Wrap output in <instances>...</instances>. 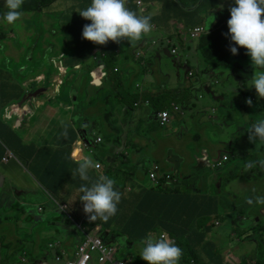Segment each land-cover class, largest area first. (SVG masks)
I'll return each instance as SVG.
<instances>
[{"label": "crops", "instance_id": "1", "mask_svg": "<svg viewBox=\"0 0 264 264\" xmlns=\"http://www.w3.org/2000/svg\"><path fill=\"white\" fill-rule=\"evenodd\" d=\"M29 1L32 3L37 2L36 0ZM136 1H141L145 12L147 14L151 13L154 19H156L155 24L159 29L154 38L160 37L161 40L166 39L171 32L160 28L162 27V23H160L161 17L156 14L162 7V4L159 2L160 0H130L132 10L138 9L135 4ZM220 1L222 3L221 6L223 5L221 7L223 11L222 21L224 18L225 28L227 29V20L230 18L228 9L230 6H233V0L230 5L226 4L227 0ZM50 3L54 8L62 7L61 0H50ZM5 11H7V8L0 1V15ZM25 15L28 14L23 13L19 21L27 27L28 20L25 19ZM215 18L220 17L216 16ZM167 20H169V17L165 18V21ZM73 21L77 23V30L71 32V42L79 39L80 43L85 42L88 46L84 57L80 58L84 59V61L78 63L82 64V76L79 87L75 83H72L67 88L68 91L66 90L64 95H61L64 81L63 76L59 73V66L66 68V72L70 69L65 67L64 62L51 57L42 62L41 67L37 70L40 72L38 75L27 76L26 78L22 76V73L27 72L28 69L25 68V63L17 58L22 57V52L30 48V46L27 45L25 39H18V26L7 24L0 19V96H5L3 92L15 95L21 94L24 90L25 93L20 102L13 106L16 111L15 116L9 113L12 108L5 110L4 118L0 122V207L6 202V194L11 193L13 200L8 202L6 207L17 210L21 214L22 221L10 224L30 226L28 234L30 241L27 242V249L37 256L36 260L29 261L27 259V252L23 250L18 260L20 264H59L54 261L53 251L48 250L47 247L44 255L38 257L41 237L44 235V232H38L37 227L51 225L50 221H54L57 225H62L66 241L64 243L60 242V244L62 250L68 256L72 257L77 246L90 234L103 238L107 243L115 245L118 248V252L119 249L127 252L126 255L121 256L117 252L115 256L117 261H119L120 257H123L126 261L129 259L134 260L135 256L140 255L143 247L141 242L149 233L154 236H158L157 233H166L168 236H171L175 234H187L191 228H198L197 222L199 217L196 200L200 199V190L194 197L195 202H192L187 196L183 197L180 194L181 190L178 188L166 190L160 186H153L149 180V176L136 175L131 164L139 165L140 171L146 172L142 169L141 161L137 163L132 161L131 153H128V159L120 160V145L126 144L131 150L135 148L134 139L139 136L135 127L136 122L143 121L150 124L151 121H156L161 126L157 118L159 112L153 108V105L156 104L147 105L146 102L152 97L160 95L162 91L168 92L166 87L160 82L162 81L160 75L154 74L149 69L153 64L155 70L158 71V64L161 63L162 56L165 54V48L159 40L154 42L152 38L144 39L139 44H130L134 50L135 58L136 55L147 58V62L143 65L135 61L138 64V67H136L134 64L129 63L124 56V46L121 47V51L118 52L116 50L114 53L93 52L96 47L92 45V42L84 40L81 35L84 24L79 22L75 17ZM61 23L64 25L65 19ZM25 31L27 32V28ZM213 35L214 33L208 37L211 38ZM20 41L24 43V46L18 44ZM201 48L202 46L199 45L190 53L196 64V70H191L187 66L186 72L193 74V71H195V75L217 78L206 84L201 82L199 78H195L193 80L196 81L194 88H204L203 92L207 93L209 97H232L237 92L234 85L231 84L232 78L238 83H243V90L246 93H250L251 95L256 94L255 89L251 87V77L257 69L252 66L250 57L246 54V49L243 48L241 52L233 55L229 51V47L224 46V49L220 48L219 53H216L219 59L224 61L228 59H244L238 73L233 71L230 77H225L222 74L223 69L221 68V64L212 55L210 59L206 56L203 59L197 54ZM11 49L22 52L13 53L10 51ZM7 51H10L14 57L7 56ZM47 54H49V49L45 47L44 51L38 53L37 56L42 60ZM54 61H56L57 67L56 74H52L49 71V66H47L51 65ZM112 65L118 67L122 72L131 68L132 74L130 77L139 78L148 71L143 78L153 80V86L148 87L142 80L129 84L126 87H122L117 83L112 84L111 75L114 74ZM99 71L105 73L104 79L100 81V84H92L91 80L93 76L91 73ZM71 76H74V74ZM35 77H43L42 81H38L35 84L39 86L47 85L48 89L44 96L28 104L30 102L29 93L34 90L31 89V85ZM57 81H61L62 85L57 86ZM81 85L88 89L84 106H80L79 104L78 89ZM211 85L220 88L215 90ZM94 89H96L95 92ZM115 89H119L125 97L134 98L135 100L132 104H128L129 111L126 118H124L126 121L125 125H121L120 123V126H117L118 124H114L116 125L114 128L108 125L107 128L110 130L98 131V133L104 135L105 140H103L97 135L98 133L93 132V122L101 119L107 124L111 115L117 112V103L111 101V98L117 95ZM138 100L146 107L132 112L134 104ZM122 101L124 103V110H126L127 102L125 100ZM213 103L214 100L206 102L204 107H201V113H208L210 111L208 106ZM108 106L109 109H107ZM106 109L108 112L104 114ZM95 112L96 114H101L100 118H94ZM171 115L172 120L170 124L173 121V116H177V113H171ZM7 120H11L12 122L9 124ZM142 131L143 133H147V130H144V128H142ZM65 132L66 135L64 134ZM32 134H39L41 138L35 139L30 137ZM98 138H101L99 142H97ZM211 143L217 145L216 142L211 141ZM145 144V147L141 148L140 154L150 160V156L152 155L149 153L151 152L150 145L146 142ZM218 147L216 146L212 149L203 147V150L199 149V153L201 151V155L216 156L218 154L216 151ZM212 151H216V153ZM236 151L241 156L251 154L256 156L257 159H264L263 148L261 151H258L256 148L249 149L242 146L237 148ZM84 156H89L95 162L102 165L101 171L95 169L89 172L93 180L98 175H108L116 181L114 185L115 189L122 193L119 202V212L107 221L100 219L94 222L89 221L88 217L83 213L82 203L78 199L79 194L77 189L85 182L81 181L78 176L73 178L71 173L78 167L76 160ZM152 162L157 163V161ZM242 166L244 167V165ZM258 168L259 166L254 167V170L256 171ZM173 171L174 167L167 173L174 175ZM247 171L245 170V172ZM261 172H263V175H260V179L264 186V169H261ZM160 178H163V175ZM177 190L180 192H177ZM185 190L198 191L195 186L191 189L186 187ZM221 192L224 193V191ZM226 193L230 192L226 190ZM221 198L223 197L215 196L214 194H204L206 201L214 200L216 202ZM230 198H233L232 195ZM53 200H55L54 203ZM227 200L225 199V201ZM209 212V205L207 204L206 213L208 214ZM51 213H59V216H50ZM227 214L231 220V234L233 232H240L243 236L252 235L251 254L244 250L239 251L238 254L242 256L256 254L259 258L264 257V205H260L253 219H243L239 205L232 207V209L227 211ZM244 223L247 226L241 227ZM206 226L211 225L207 224ZM245 228H248L251 233L245 234ZM198 231L204 232L209 231V229H198ZM201 236L205 237L202 233ZM176 238L177 236L171 239L176 240ZM51 242L49 241L48 243ZM8 244L9 242L2 244L1 247ZM180 248L183 250L182 257L193 256L190 250L186 254L183 247ZM196 248L200 255L205 249L202 245H196ZM203 254L205 255L206 252ZM48 256H50V262L47 259ZM232 256L235 257L234 254ZM7 258H9L7 261L0 259V264H18L13 258H10L9 253ZM205 262L208 264V261ZM226 263L227 259L225 257L223 262L219 264ZM237 264H246V262L238 260ZM249 264H264V260Z\"/></svg>", "mask_w": 264, "mask_h": 264}, {"label": "rangeland", "instance_id": "2", "mask_svg": "<svg viewBox=\"0 0 264 264\" xmlns=\"http://www.w3.org/2000/svg\"><path fill=\"white\" fill-rule=\"evenodd\" d=\"M187 3L191 4L193 0H186ZM232 0H227L226 4L230 5ZM216 2L213 1L208 8L214 5ZM62 7L52 6L51 9L46 11H41L37 14L25 15V19L28 20L27 27L22 24L21 21L16 22L14 25L18 26L17 32L18 39L24 40L28 46L32 47V51L29 53L28 59H24L21 56L20 59L25 63V68L28 69L27 72H23L22 76L25 78L27 76H35L40 72L37 71L41 67L42 62L51 57H56L58 61L64 62L65 67L70 70L67 71V75L63 76L64 86L61 88V95H64L68 87L72 83H75L77 87L80 85V79L82 76V64L76 62L73 53L69 55H60L61 49L66 43L71 42V32L77 30V23L73 21L75 13L79 12V6L77 0H61ZM182 6V3L179 4ZM223 6V5H222ZM217 7L215 11H221V7ZM72 7V9H69ZM216 16H198L194 17V23L192 27L204 26L208 28V24ZM65 19V24L63 25L61 21ZM211 24V23H210ZM27 28V32L25 31ZM207 31V32H208ZM174 36L172 38L173 44L179 49L177 57H168L163 55L161 63L158 64V73L165 80L167 91L177 93L178 84L177 76L181 75L185 79L186 66L191 70H196V64L190 55L194 48L201 45L202 48L197 52V54L204 59V50L208 47L211 49V55L215 60L221 64L223 69L222 74L225 77H230L232 72H239L240 65L244 62V59L232 60L228 59L226 61L220 60L216 53H219V49L225 46V41L222 37V26L217 27L214 30V35L210 38L205 34L200 40L193 42H183L182 37L178 35V30H173ZM26 36V37H25ZM165 36V35H164ZM12 37V35H10ZM25 37V38H24ZM159 39V37H158ZM20 46H24L22 41L18 42ZM49 49V54H47L42 60L38 58L37 54L42 53L44 48ZM39 50L36 52V50ZM190 48L189 51L187 49ZM116 50L121 51V45L118 44ZM13 53H21L20 50L11 49ZM7 51L6 55L14 57V55ZM175 60H179L181 67L175 66ZM135 61L142 63L147 62V58L143 56H137ZM49 66V71L52 74L57 73L56 61H54ZM113 75H111L112 84H120L122 87H126L129 84H134L136 81H143L148 87L153 86V80L143 78L148 72H145L141 77H130L132 74V69L128 68L122 72L118 67L112 65ZM74 76H71L73 75ZM195 78V71H193ZM108 75V73H107ZM169 77V80H168ZM24 78V79H25ZM190 78V79H193ZM217 78V77H216ZM215 77L201 76L199 80L204 84L215 80ZM187 79L185 80L186 86L182 91V96L177 98V94H172L170 96V101L177 104L178 112L177 116H173V121L171 124L165 127H160L156 121H151L150 124L144 123L143 121H138L135 123L136 130L139 136L135 137V148L131 150L126 144L120 145L121 149L120 160L123 161L128 159V153H131V159L134 163L141 161L143 173L140 171L139 165H132L136 175L148 176L147 172L150 167L154 164L152 161H157L162 167L164 172L171 171L174 167V177L177 176L178 184L176 187L181 191L185 190L187 186L193 187L200 190V199H204V194H214L217 191H229L225 196L228 198L224 208L222 207L218 214L214 216H206L200 220L203 223H215L218 221L220 225H214L210 227L209 231H199V233L204 234L205 237L202 241V246L204 250L201 253V257L192 258L190 256L181 257L179 264H219L222 263L226 257L228 264H237L239 261H245L246 263H257L263 261L264 257L259 258L256 254L250 256L239 255L238 252L244 250L251 254L252 252V235L243 236L240 232H233L231 234V220L227 211L232 209V207L239 205L241 209V217L245 220L253 219L256 216L261 204L252 205L247 204L245 201L247 198H255L258 196H264V186L260 179V175H263L261 168L259 167L255 172L251 170L245 172L243 166L239 167L238 172L232 171L230 168L237 167L238 164L242 163L244 158L248 161H257L256 156L251 154H245L241 156L237 150L239 147L256 148L258 151L264 149V143H250L248 141V128L252 126L258 119H264V98H259L257 94L251 95L243 90V83H238L236 80L231 78V84L234 85L236 93L232 97H209V95L203 92L204 88H194L189 90L190 87L196 85V81ZM213 86V85H211ZM33 86L32 88H34ZM39 88V87H38ZM36 88V89H38ZM220 87L213 86V89L217 90ZM79 90V104L84 106L85 96L88 91L83 85L80 86ZM68 91V90H67ZM96 89H94V92ZM117 92L116 96L111 98L112 102H116L117 112L111 115V118L107 124H105L101 119L97 122H93L94 130L93 132L98 133L99 130L107 131V128H114L117 126L125 125V119L127 112L129 111V105L134 102V98L125 97V95L119 90L115 89ZM186 99L184 100V98ZM142 98V97H140ZM250 98L252 100V106H248L245 100ZM125 100L127 109L124 110L123 101ZM214 100V103L208 106L211 110L208 114L201 113V107H204L206 102ZM186 105H182V104ZM145 105L140 103L138 100L134 104L132 112L142 110ZM109 109V106L107 107ZM101 114H94V118H100ZM10 124L12 121L7 120ZM176 122V123H174ZM212 124V126L210 125ZM142 128L147 130V133H143ZM103 140L105 137L102 133L97 134ZM115 139V138H113ZM209 139L212 142H216L217 145L212 146L215 148L219 146L216 151L218 154L216 156L201 155V153L195 152L197 149L202 150L206 146V140ZM145 142L150 145V151L152 155L150 160L141 155V148L145 147ZM222 144H229L226 148ZM157 158V159H156ZM224 163H227L223 166ZM193 166L195 167L193 169ZM215 170L214 177L209 171ZM220 174L225 178L224 181L221 179H216L215 176ZM231 177V179H230ZM229 179V180H226ZM148 180V178H147ZM150 184V183H149ZM215 191V192H214ZM232 195L233 198H230ZM13 200L11 193L6 194V202L0 207V259H5L7 261L8 253L10 258H13L18 264L19 257L22 251L27 252V259L29 261H34L37 256L27 249V242L30 241L29 225H12L16 221L21 222V214L15 209H10L6 207V204ZM242 207V208H240ZM50 216H59V213H51ZM51 225L38 227V232H44L41 237V242L39 246V256L44 255V252L49 241L61 242L66 241V236L64 235V230L62 225H57L54 221H50ZM247 224L244 223L241 227H246ZM204 227H206L204 225ZM245 234L251 233L248 228H245ZM19 240V241H18ZM9 242L8 245H3ZM25 245V246H23ZM194 246V241H193ZM197 251V250H196ZM206 252L204 255L203 253ZM125 250L119 249L118 255H126ZM235 255V257L232 256ZM254 255V256H253ZM50 262V256L47 257ZM116 264H147L143 261L140 255L135 256L134 260L126 261L123 257L119 258Z\"/></svg>", "mask_w": 264, "mask_h": 264}, {"label": "clouds", "instance_id": "3", "mask_svg": "<svg viewBox=\"0 0 264 264\" xmlns=\"http://www.w3.org/2000/svg\"><path fill=\"white\" fill-rule=\"evenodd\" d=\"M0 1L5 4L7 8V11L0 15V19L10 25L21 20L23 13H25L24 10L26 9V6H32L36 3H32L29 0ZM129 5L130 0H91L89 6L83 10H79V15L83 19L91 22L90 24H85L83 26L81 33L82 38L97 45H106L109 41L117 43V46L120 43L121 47L124 45L139 44L144 39L152 38L154 42L159 40L163 45L165 48V56L172 58L177 57L179 49L173 44V30L165 27V24L160 21V23H162V27L160 28L167 29L171 34L164 40H161L160 37L159 39L154 38V35L159 29L155 24L156 19H154L151 13L147 14L142 6L141 8L132 10L129 8ZM51 7L52 6H50V9ZM41 11L43 10L41 9L39 12ZM228 11L230 13V18L227 20V33L224 35L230 39L229 51L231 54L236 55L238 54V48L242 47L246 49V54L250 57L252 66L257 69L251 77V87L255 89L259 98H264V0H233V6H230ZM37 13L29 12L28 14L34 15ZM213 16L222 18V13L221 15L215 14ZM213 20L214 18L210 23H212ZM210 23L208 24V27ZM174 30H178V35L182 37L183 42L197 41L202 37V31L200 30L198 32L199 29L194 31H186L182 29ZM95 47L96 48L93 51L95 53H114L116 51V49H109L103 46ZM189 50L190 48L187 49V51ZM174 64L178 68L181 67L179 60H175ZM189 73L191 72H188V75ZM60 75L63 76L64 73H60ZM40 89H44L45 91L43 95L38 98L44 96L48 88L43 85ZM32 101L35 100H31L30 102ZM245 103L248 106H252L253 102L248 98L245 100ZM146 104L149 105L148 102H146ZM162 112H159L158 114ZM247 131L248 141L250 143H264V119H258L250 128H248ZM64 134L66 135V132ZM98 139L97 142L101 140V138ZM76 163L78 167L71 173V175L73 178L78 176L81 181L85 182L77 189L79 194L78 199L82 203L83 213L88 217L89 221L94 222L97 219L107 221L117 213V205L122 197V193L114 187L116 181L110 176L103 174L98 175L96 179L93 180L90 177L89 172L95 169L101 171L102 165L95 162L89 156H84L81 159L76 160ZM155 164L158 165L157 163H154L153 165ZM257 166L264 169V159L248 161L245 163L244 168L246 170H251ZM160 174H167V172ZM245 202L249 205H252L254 202L256 204L264 205V196L256 197L255 201H253L252 198H247ZM101 239L107 243L103 238ZM58 243L60 244V242ZM141 243L143 247L140 257L143 261L147 262V264H179L183 255V250L166 233H161L159 236L148 235ZM80 244H82V242ZM109 245L116 247L113 244ZM48 250L50 249L48 248ZM132 260L133 259H129L127 261Z\"/></svg>", "mask_w": 264, "mask_h": 264}, {"label": "trees", "instance_id": "4", "mask_svg": "<svg viewBox=\"0 0 264 264\" xmlns=\"http://www.w3.org/2000/svg\"><path fill=\"white\" fill-rule=\"evenodd\" d=\"M36 1L37 2L34 5H32V6H29V5L26 6V9L24 10V12L27 13V14L29 12L30 13L31 12L37 13L41 9L43 11H46V10L50 9V6H51L50 0H36ZM172 1L175 3V7L173 8V10H171L172 12H171L170 17H169V22L172 25L177 26V27H179L181 29H184L186 31H194L196 29H199V30L202 31V37L205 34H207V36L213 34L214 33V30L217 27L222 26L223 39H224V41L226 43L225 46H228V47L230 46V39L224 35L225 33H227V29L225 28V20H224V18H223V21H222V18H215V20H213V22L210 24L209 31L207 32L206 31V28L204 26H195V27H192L193 26V23L195 21L194 20V17H198V15H193V17H192L191 14L187 13L185 11V8H184V7L187 8L185 2H182L180 0H172ZM90 3H91V0H77V4L79 6V10L85 9L87 6L90 5ZM180 3H182V6H179ZM129 8L132 9L130 7V5H129ZM69 9H72V7H69ZM219 15H221V14H219ZM229 15H230V13H229ZM208 16H210V15L208 14L205 17H208ZM75 18L79 22H81L82 24H84V25L91 23L90 21L83 19L79 15V12L78 13H75ZM92 45L93 46H103V47L109 48V49H116L117 48V43H113L111 41H109L106 45H97V44H94V43H92ZM87 46H88L87 43H85V42L83 43L82 42L80 44V40L79 39H75L73 42L66 43L64 45V47L61 49V54L60 55H63V54L64 55H69L70 53H73V56L72 55H69V56H72L74 59L76 58L75 60H76L77 63H81L82 61H84V59H80V58H83L84 57V54L87 52L86 51L87 50ZM124 47H125V50L123 51V54L127 58L128 62L131 63V64H134L136 67H138V64L135 63L134 50L131 48L130 45H124ZM38 50H39V48L36 50V52ZM242 50H243L242 47L241 48H238V52H241ZM31 51H32V47L28 48L27 50H24L22 52V57L24 59H28L29 53ZM204 51H205V56L208 59H210V57H211V49L207 47ZM53 59H56V57L54 56ZM154 68L155 67H154L153 64L149 67V69L154 74H158V73L154 72ZM136 74H139V73H136ZM135 76H138V75H135ZM195 76H196L195 78H199V77L205 76V75H195ZM193 77L194 76H189L188 73L186 72L185 79H183L181 77V75L178 74L177 81H176L177 84H178V92L177 93H173V92H170V91H168V92L162 91L160 93V95H156V96L152 97L151 99H149L148 100V103L149 104H154L155 103L156 105H153V108L157 112L169 111L170 113L175 114L176 112L172 108V105L177 106V104L175 102H173V101H170V96L172 94H177V98L178 97H181L182 96V91L184 90V87L186 86L185 80L190 79V78H193ZM160 78L162 79V81H160V82L162 83L163 86L166 87L167 83H165L164 78L162 76H160ZM195 78L190 79V80H194ZM168 79H169V77H168ZM32 85H34L35 87L32 88ZM32 85H31V89H35L36 86H37L35 83H33ZM202 85H201V87H202ZM45 87H47V85H45ZM193 88H194V86L190 87L189 90H192ZM3 93H5V96H0V122L4 118L5 110H10L11 108H13L14 105H16L17 103L20 102V100L22 99V97L25 94L24 93V90L21 92V94H15V95L13 93H9V94H7L6 92H3ZM185 99H186V97L184 98V100ZM182 105H186V104L184 103ZM106 112H108L107 109L105 110L104 114H106ZM208 113L203 112V114H205V115L208 114ZM210 125L212 126L211 123H210ZM160 127H163V126H160ZM30 137H33L35 139H40L41 138V135H39V134L33 135L32 134V135H30ZM26 145H27V143H26ZM26 145H25V147H26ZM212 146H213V144L211 143V141L209 139H207L206 140V146H205V148L212 149ZM222 146L228 148L229 147V144H222ZM196 152L199 153V149H197ZM212 152L213 153H216V151H212ZM200 153H201V151H200ZM246 162H247V159H243L241 164H238L237 167L230 168V169L232 171L238 172V171H240L239 170V167L242 166V165H245ZM157 164L159 166H161L158 162H157ZM226 164L227 163H224L223 166H225ZM209 171L212 173V176L214 177L215 170L209 169ZM251 171L252 172H255L254 168L251 169ZM160 173H164L162 167L160 168ZM215 178L216 179H221L222 181L225 180V178H223V176L220 175V174H217L215 176ZM230 179H231V177H230ZM226 180H229V179H226ZM161 183H164V181H161ZM187 187L190 188V189L192 188L190 186H187ZM165 189L168 190L169 188L167 187ZM177 192H180V191L177 190ZM198 193H199V190L197 192H192V191H189V190H183V191L180 192V194H182L183 197L184 196H187V198L188 199H191L192 202H195L194 197ZM215 193H216L217 196H221L223 198H221L220 200H218L216 202L214 200L206 201V199H202V200L201 199H197L196 200V205H197V208H198L197 213H198V217H199V220L197 222L198 228H191L189 230V232H188L190 234H188V233L187 234H175V235L169 236L170 238L177 236L176 240L173 239L175 241V243L178 246L180 245L179 247H183V249L185 250L186 254H188V250H190L193 253L192 258H195V259L196 258L199 259L201 257L200 253L198 252V250L196 248V245H202V241H203V237L199 233L198 229H200V230L210 229V227H212L214 225H219V222L218 221H216L215 223H207V222L203 223V221H201L200 219L203 218V217H206V216H214V215L218 214L219 210L223 207L224 203H226L225 199H228L225 196L227 194L226 191H224V193H222L221 191H217ZM54 201L55 200H53V203H54ZM207 204L209 205V210H210V212L208 214L206 213V211H207ZM119 205H120V203L117 205V208H118L117 213L119 212ZM117 213L114 216H116ZM207 224H210L211 226H206ZM204 225L206 227H204ZM82 232H83V230H82ZM148 235H152V234L149 233ZM157 235L159 236L160 234L157 233ZM193 241H194V246H193ZM246 264H248V263H246Z\"/></svg>", "mask_w": 264, "mask_h": 264}, {"label": "built area", "instance_id": "5", "mask_svg": "<svg viewBox=\"0 0 264 264\" xmlns=\"http://www.w3.org/2000/svg\"><path fill=\"white\" fill-rule=\"evenodd\" d=\"M138 8H141L142 3L136 2ZM200 30H198L199 32ZM59 68H62L59 66ZM66 68L59 69L60 73L67 75ZM66 72V73H65ZM93 79L92 84H100V81L104 79L105 73L102 71L92 72ZM192 76V73H189ZM43 77H35L33 83L42 81ZM57 85H61V81H57ZM39 87V88H38ZM41 86L37 85L35 91L39 90ZM175 112H178L177 106H172ZM11 113H16L14 107L10 110ZM161 126H167L171 120V114L169 112H162L157 116ZM99 140V139H98ZM163 175V178H160ZM160 174V167L153 165L149 172V180L153 186H160L163 188H177L178 184L177 176L173 174ZM164 181V183H161ZM48 248L54 251V260L61 264H116L118 261L115 259L117 248L105 243L101 238L87 235L86 239L80 244L74 252L73 257L67 256L66 252L62 250L58 242L48 244ZM228 264V262L226 263Z\"/></svg>", "mask_w": 264, "mask_h": 264}, {"label": "flooded vegetation", "instance_id": "6", "mask_svg": "<svg viewBox=\"0 0 264 264\" xmlns=\"http://www.w3.org/2000/svg\"><path fill=\"white\" fill-rule=\"evenodd\" d=\"M182 2L186 3L185 11L189 14L192 15H198V16H207L208 14L210 16H213L215 14H221L223 11L217 12L215 9L217 7L221 6V1L220 0H193L191 4L187 3L186 0H180ZM213 1L216 3L212 5L210 8H208V5H210ZM162 4V7L160 11L157 14V16L161 17L160 21L165 24V27L174 30V29H181L177 26L172 25L169 20L165 21L166 17H170L171 10L175 7V3L172 0H160L159 1ZM184 30V29H182ZM35 90H33L34 92ZM12 116L15 115L16 113H11Z\"/></svg>", "mask_w": 264, "mask_h": 264}, {"label": "water", "instance_id": "7", "mask_svg": "<svg viewBox=\"0 0 264 264\" xmlns=\"http://www.w3.org/2000/svg\"><path fill=\"white\" fill-rule=\"evenodd\" d=\"M44 91H45L44 89H39V90L33 92V94L32 93H29V99H30V101L31 100H36L38 97H40L41 95H43ZM30 103L31 102H28V104H30Z\"/></svg>", "mask_w": 264, "mask_h": 264}]
</instances>
